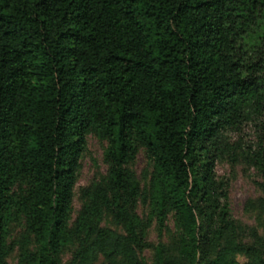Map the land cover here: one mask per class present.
Wrapping results in <instances>:
<instances>
[{
	"label": "trees",
	"instance_id": "trees-1",
	"mask_svg": "<svg viewBox=\"0 0 264 264\" xmlns=\"http://www.w3.org/2000/svg\"><path fill=\"white\" fill-rule=\"evenodd\" d=\"M219 161L264 177V0H0V264H264Z\"/></svg>",
	"mask_w": 264,
	"mask_h": 264
},
{
	"label": "rangeland",
	"instance_id": "rangeland-1",
	"mask_svg": "<svg viewBox=\"0 0 264 264\" xmlns=\"http://www.w3.org/2000/svg\"><path fill=\"white\" fill-rule=\"evenodd\" d=\"M261 122L255 121L246 124L241 132L232 133L228 136L232 144H238L243 149L248 150L258 141L259 132L257 125ZM105 144L101 143L97 138L90 136L88 138V151L85 157L81 160V168L79 178L75 187L74 208L78 211L81 208L79 192L93 182L99 173H105L106 167L103 162ZM136 170L143 179L149 173L148 163L144 155H140ZM215 172L220 179H225L229 182V198L230 208L234 219L240 225L253 227L264 235V177L259 175L257 171L243 162L232 166L227 161H219L215 165ZM142 213V209L139 211ZM112 229H118L114 225H110ZM173 222L167 225L163 236L158 238L157 232L152 229L149 234V240L152 244H157L159 241L170 243L172 240ZM146 256L151 262L153 252L147 251ZM240 264H245L247 259L244 255H236L235 257ZM10 264H18L17 255H13L9 259ZM96 264H103L99 260Z\"/></svg>",
	"mask_w": 264,
	"mask_h": 264
}]
</instances>
